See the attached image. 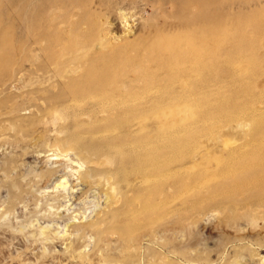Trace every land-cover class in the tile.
I'll use <instances>...</instances> for the list:
<instances>
[{
  "label": "rangeland",
  "instance_id": "rangeland-1",
  "mask_svg": "<svg viewBox=\"0 0 264 264\" xmlns=\"http://www.w3.org/2000/svg\"><path fill=\"white\" fill-rule=\"evenodd\" d=\"M0 25V264H264V0H0Z\"/></svg>",
  "mask_w": 264,
  "mask_h": 264
},
{
  "label": "bare ground",
  "instance_id": "bare-ground-1",
  "mask_svg": "<svg viewBox=\"0 0 264 264\" xmlns=\"http://www.w3.org/2000/svg\"><path fill=\"white\" fill-rule=\"evenodd\" d=\"M56 1V0H55ZM68 1V0H67ZM239 1V0H238ZM41 2H43V1H41ZM48 2V1H47ZM66 2V1H65ZM26 3H27V0H26ZM29 3V2H28ZM40 3V2H39ZM57 3V2H56ZM67 3V2H66ZM31 4V3H30ZM58 4V3H57ZM218 4V3H217ZM62 5V4H61ZM197 5H198V7L199 8H202V7H204L205 5L202 3V2H199V3H197ZM256 5V4H255ZM258 5V4H257ZM39 7V6H38ZM65 7V6H64ZM27 8H28V5H27ZM196 8V7H195ZM241 8V7H240ZM259 8V7H258ZM21 9V8H20ZM39 9V8H38ZM244 9V8H243ZM25 10V9H24ZM20 12V11H19ZM25 12V11H24ZM57 12V11H56ZM31 13H33L32 11H31ZM34 15V14H33ZM18 16H19V14H18ZM31 17H32V15H30ZM34 17V16H33ZM53 17H55V15L53 16ZM202 18V17H201ZM31 19V18H30ZM69 20V19H68ZM202 20V19H201ZM205 20V19H204ZM256 21V20H255ZM25 24V23H24ZM67 24V23H66ZM252 24V23H251ZM255 24V23H254ZM54 25V24H53ZM207 25H209L208 23H207ZM24 26V25H23ZM22 26V27H23ZM66 26V25H65ZM237 26V25H236ZM27 27V26H26ZM239 27V26H238ZM212 28V27H211ZM221 28V27H220ZM235 28H237V27H235ZM240 29V28H239ZM230 31V30H229ZM195 32V31H194ZM197 32H199V31H197ZM209 32V31H208ZM202 33V32H201ZM234 33V32H233ZM2 34V26L0 25V35ZM235 34V33H234ZM237 35V34H236ZM1 37V36H0ZM56 37V36H55ZM44 38V37H43ZM42 37L41 38H38V39H36L35 40V42H34V44L37 46V47H39V48H41V49H39V50H43V48L41 47V44H42V42L44 41V39H43ZM53 39H54V37H53ZM201 39L203 40V41H206L207 39H210V40H213L215 43H217V45H219V40H221V36H220V34H212V35H207V33H203L202 35H201ZM32 40V39H31ZM230 40V39H229ZM209 41V40H208ZM6 42V41H5ZM200 42V41H199ZM61 44V43H60ZM205 44V43H204ZM43 45V44H42ZM50 45V44H49ZM49 45H47V46H49ZM56 45V43H54V45H53V47ZM52 47V46H51ZM195 48V47H194ZM48 49V48H47ZM159 49H160V47H159ZM50 50V49H49ZM66 50H68V49H66ZM153 50V49H152ZM151 50V51H152ZM214 50V49H213ZM214 51H216V50H214ZM195 52V51H194ZM193 54V53H192ZM212 54V53H211ZM216 54V53H215ZM60 55V54H59ZM229 58V57H228ZM100 69V68H99ZM96 71V70H95ZM94 73V72H93ZM92 73V74H93ZM94 76H95V74H94ZM93 76V77H94ZM105 79V78H104ZM98 84V83H97ZM91 85V84H90ZM99 85V84H98ZM96 86V85H95ZM94 87V86H93ZM97 88V87H96ZM94 95H96V94H94ZM60 186V185H59ZM234 190H236V189H234Z\"/></svg>",
  "mask_w": 264,
  "mask_h": 264
}]
</instances>
